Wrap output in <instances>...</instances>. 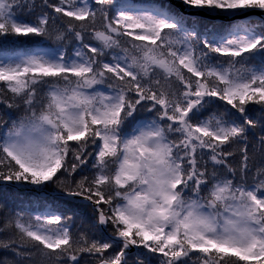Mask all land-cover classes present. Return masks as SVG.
I'll return each instance as SVG.
<instances>
[{"label": "snow or ice", "instance_id": "obj_1", "mask_svg": "<svg viewBox=\"0 0 264 264\" xmlns=\"http://www.w3.org/2000/svg\"><path fill=\"white\" fill-rule=\"evenodd\" d=\"M0 264H264V0H0Z\"/></svg>", "mask_w": 264, "mask_h": 264}, {"label": "trees", "instance_id": "obj_2", "mask_svg": "<svg viewBox=\"0 0 264 264\" xmlns=\"http://www.w3.org/2000/svg\"><path fill=\"white\" fill-rule=\"evenodd\" d=\"M16 194H10V199L14 198ZM27 195L24 193H20L19 194V199L16 201L17 203H19L20 201H24V205L23 206H27Z\"/></svg>", "mask_w": 264, "mask_h": 264}, {"label": "water", "instance_id": "obj_3", "mask_svg": "<svg viewBox=\"0 0 264 264\" xmlns=\"http://www.w3.org/2000/svg\"><path fill=\"white\" fill-rule=\"evenodd\" d=\"M254 19H255V17H254Z\"/></svg>", "mask_w": 264, "mask_h": 264}]
</instances>
